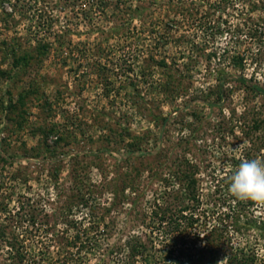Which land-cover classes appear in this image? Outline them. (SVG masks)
I'll list each match as a JSON object with an SVG mask.
<instances>
[{"label": "rangeland", "instance_id": "374dc122", "mask_svg": "<svg viewBox=\"0 0 264 264\" xmlns=\"http://www.w3.org/2000/svg\"><path fill=\"white\" fill-rule=\"evenodd\" d=\"M14 7L24 14L9 19ZM170 7L169 0H0V229L21 234L26 245L34 241L35 248L49 245L55 257L62 239L77 233L69 220L84 229L101 221L99 232L88 231L100 247L83 260L114 264L101 249L134 233L151 235L136 212H150L154 192L162 193L167 181L174 192L176 182L164 167L187 161L197 169L201 201L188 233L204 234L225 219L233 248L258 253L264 264V205L237 201L228 191L234 159L252 149L264 156V93L253 88L264 91V0L211 10L221 29L216 34L199 20L183 21ZM38 29L66 32L69 56L51 51L38 68L9 80V45H35ZM47 39L55 43L53 36ZM103 74L110 77L109 94ZM219 77L225 79L224 100L216 104ZM169 79L186 88L183 95L164 99L158 86ZM10 100L17 110L8 111ZM134 179L142 197L136 208L126 190L129 201L106 218L114 220L107 240L105 208ZM31 212L37 237L26 240L29 222L15 225ZM152 236L162 252L164 243L172 244L159 231ZM5 253L0 236V264H8ZM229 259L222 254L212 264H231Z\"/></svg>", "mask_w": 264, "mask_h": 264}, {"label": "trees", "instance_id": "16d2710c", "mask_svg": "<svg viewBox=\"0 0 264 264\" xmlns=\"http://www.w3.org/2000/svg\"><path fill=\"white\" fill-rule=\"evenodd\" d=\"M187 1L189 0H169L171 11L173 10L176 14L182 16L183 21L191 20V22L197 23L199 20V26L205 27L208 33L211 32L213 34V32H215L216 34L217 32L221 33V29L219 26H215L216 23L212 18L211 10H222V8L226 10L227 7L234 6L237 2L245 3L252 0H190L191 3H188V6L184 4V2ZM203 8H205L206 11H204ZM18 13L23 15V9L19 12L16 11V7H14L11 13H6V16L9 19H14V14ZM201 13H204L202 17L204 16L206 20H201L199 17ZM175 22L176 21H174V23ZM216 28H218L217 31ZM70 31L69 29V34ZM255 32L257 31H254L253 36H255ZM62 33L63 34L56 33L55 35H51L53 34L52 31L42 33V31L38 29L33 31L32 39L34 41L30 39L35 42V45H29V47L25 49L19 45H9L7 58L9 57L12 59V62H10L11 72H9V80L14 81L18 79L22 73L26 74L29 69L38 68V66L43 63L44 59L49 57L51 51H61L62 53L68 51L67 55L69 56V49L72 42L67 40L66 32ZM48 36H53L55 43L50 42L47 39ZM225 53H227V51H225ZM216 55L217 54L214 53V56ZM160 64L165 66V68L168 66L164 61L160 62ZM100 70L102 72L108 71L104 67H101ZM100 76L104 81L106 94H109L112 90V88H109L110 77L106 74ZM143 76L146 75L143 73ZM239 80L243 84L249 83V80L243 77H239ZM224 81V77L218 78L219 86L217 87L218 95L216 104H220L224 100ZM158 87V91L162 94L164 99H169L171 96L177 97L183 95L182 92L186 89L185 87H183V89L174 87L172 79L167 80L166 83ZM253 88L259 93H264L258 86H253ZM136 93H138V91H136ZM135 96L138 95H134L132 105L138 112L140 103ZM17 109V102L10 100L8 111ZM137 153L140 152L137 151ZM258 156L257 149L248 150L244 152L242 157L234 159V167L238 166L242 158L251 160ZM185 163H187L186 166L180 163L174 166L173 169L168 166L164 167L170 170L169 172L171 173H169V176L176 182V184L173 185L175 186V189H173L174 192H170L168 185L171 183L167 181V188L162 193L157 191L154 192L153 202L150 203V212L144 214L136 212V215L142 218L143 226L152 230L151 235H146V238H144L142 235L134 233L130 235L123 244L113 246L107 245L104 249H101L103 255H108L109 261H114V264H212L222 254L229 256L231 264H259L261 259L258 253L253 251L247 254L244 249L233 248L234 244L232 243L231 237H229L231 225H229L225 219L221 218L219 221H216V225L210 230L207 229L208 231L204 234L188 233L189 229H194L195 224L199 220L196 215L198 214V206L201 201L200 194L198 193V179L196 178L197 169L192 163L187 161ZM188 168L190 169L188 170ZM140 186V181L138 182V179H136V181L134 179V181L128 182L122 188V195L118 194V191L113 193L112 203H110L109 207L105 208L106 214L103 215V225L104 228H106L103 229V233L106 235L107 240L113 231L111 226H114V220L107 222L106 218L111 212L118 208L120 202L125 203V201H129V197L125 195L127 189L132 191V204L136 207L139 203L138 201H140L142 197L140 193H137ZM248 203L249 205H254L252 201H248ZM71 212L72 209L69 210V216ZM94 214L95 213L91 214L92 218L96 217ZM26 217V221L19 222L15 227L17 229L23 227L28 221L29 226L24 227L26 229L24 237L26 240H32L37 237V230H34L37 224V217L34 212L27 213ZM9 222H13L12 217L9 218ZM101 224V221L98 223L94 221L92 227L89 229H94L96 232H99ZM261 224H264V221H262ZM68 225L70 228L76 229L77 233L71 240H69L68 237L62 239L63 243L58 247L57 256L55 257L52 256L49 245L35 248L32 247L34 246V244H32L34 241L30 245H26L25 241L21 239V234L15 231L7 233L6 231L8 229L2 227L0 229V236L5 244V254H7L8 264H86L83 260L84 256L90 252H95L100 247L98 244V236L89 238V229H84L82 224L76 220H69ZM49 231L50 230H46V234ZM154 231L161 232L166 238H170L172 241L171 245L164 243V252L156 247V238L152 236V232ZM65 232L62 234L67 235L69 229ZM186 233L189 235H186ZM157 236L158 235H156V237ZM202 242L204 243L203 247L198 246V244ZM228 247L233 253L228 252ZM159 255L161 256L159 257ZM105 263L107 264V262Z\"/></svg>", "mask_w": 264, "mask_h": 264}, {"label": "clouds", "instance_id": "9594fccd", "mask_svg": "<svg viewBox=\"0 0 264 264\" xmlns=\"http://www.w3.org/2000/svg\"><path fill=\"white\" fill-rule=\"evenodd\" d=\"M228 180V191L237 201L264 205V157L251 160L242 158Z\"/></svg>", "mask_w": 264, "mask_h": 264}]
</instances>
